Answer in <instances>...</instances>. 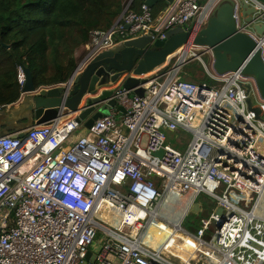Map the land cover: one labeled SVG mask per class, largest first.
Here are the masks:
<instances>
[{
	"label": "built area",
	"instance_id": "built-area-1",
	"mask_svg": "<svg viewBox=\"0 0 264 264\" xmlns=\"http://www.w3.org/2000/svg\"><path fill=\"white\" fill-rule=\"evenodd\" d=\"M162 2L155 15L144 2L123 10L109 29L93 31L85 55L57 86L64 95L97 54L140 38L153 44L176 30L196 33L223 2L231 3L235 28L256 43L264 62V31L254 30L264 25L258 0ZM244 3L255 9L249 21ZM193 60L213 84L184 79L183 67ZM212 65L209 50L185 45L165 68L134 76L146 80L142 97L119 81L98 104L84 107L101 90L84 94L77 112L1 136L0 264H264V216L257 213L264 197V97L241 68L220 74ZM17 81L21 90L22 66ZM248 97L260 119L247 109ZM110 100L115 106L89 129L77 121L84 109L97 111ZM160 150L161 157L153 155ZM229 192L237 194L234 202ZM170 196L184 208L176 223L160 216ZM200 196L221 213L185 229L195 204L201 212Z\"/></svg>",
	"mask_w": 264,
	"mask_h": 264
},
{
	"label": "water",
	"instance_id": "water-1",
	"mask_svg": "<svg viewBox=\"0 0 264 264\" xmlns=\"http://www.w3.org/2000/svg\"><path fill=\"white\" fill-rule=\"evenodd\" d=\"M162 0H145L149 7ZM172 2V0H163ZM132 0L124 8L128 9ZM243 15L246 21L255 12L253 7L242 5ZM258 35L264 31V25L254 26ZM185 45H194L205 48L213 57V69L217 73L237 71L241 68L243 75L252 76L255 79L260 94L264 97V62L260 55V49L256 43L245 33L239 32L232 19V5L230 2L220 4L205 27L196 33L188 30H176L168 33L163 40H157L151 44L150 38H140L124 46L111 51L97 54L86 64L82 73L75 80V84L68 96L59 87H39L33 84L30 71L24 68L25 82L20 90L18 103L10 108L0 109V137L13 132L24 131L33 126L48 124L65 112H77L82 96L86 93L96 95L87 99L85 106L98 104L111 95L110 87L121 81L123 89L131 91L134 95L142 97L144 89L134 76H142L165 63L168 56L175 53ZM247 109L255 114V119H260L259 108L252 107V102L246 99ZM113 100L99 107L84 109L77 117V121L83 127L89 129L92 123L106 113L109 107H114ZM118 111L124 112L121 106ZM161 157L162 151L153 153ZM193 213H199V206L195 204ZM220 214L221 210L218 209Z\"/></svg>",
	"mask_w": 264,
	"mask_h": 264
},
{
	"label": "trees",
	"instance_id": "trees-1",
	"mask_svg": "<svg viewBox=\"0 0 264 264\" xmlns=\"http://www.w3.org/2000/svg\"><path fill=\"white\" fill-rule=\"evenodd\" d=\"M128 2L0 0V107L20 97L18 66L30 71L36 88L65 83L81 60L77 52L91 41V33L109 29ZM144 2L132 0L129 9L138 10ZM191 63L183 67L184 78L200 83L189 76Z\"/></svg>",
	"mask_w": 264,
	"mask_h": 264
},
{
	"label": "rangeland",
	"instance_id": "rangeland-1",
	"mask_svg": "<svg viewBox=\"0 0 264 264\" xmlns=\"http://www.w3.org/2000/svg\"><path fill=\"white\" fill-rule=\"evenodd\" d=\"M258 1L264 4V0H258ZM164 6H165V4L163 2H158L157 4H155V7L154 6L152 7L153 14L154 15L157 14L160 9L161 10L163 9ZM197 52L200 53L201 50H198ZM85 53L86 52L84 50H82L81 52L77 53V57L82 59L83 56L85 55ZM173 56H171L169 58V60H171V58ZM201 58H202L203 62L208 67H210L209 56L207 54H202ZM190 59H192V58H190ZM167 65H168V61L165 64H163L161 67L156 68L157 70L155 69L154 71L156 72V71H158V70H160L162 68H165ZM188 70H189V73H190L189 76L194 78L196 81H198L200 83L201 82H205L207 84H209V83L213 84V82L211 81L210 77L208 76L204 66L202 65V63L199 60L192 61V63L189 65ZM154 71L148 73L147 75L149 76V75L153 74ZM184 79L187 80V81H190V80H188L189 78H184ZM188 139H189V137H188ZM169 142H171V137H170V141ZM171 144H172V142H171ZM222 188H224V187L221 186V190L219 192L222 191ZM227 196H228V198L231 201L234 202V197L237 196V194H233V192H229ZM197 202H199L201 204V212L197 213V214L192 212L191 214H188L185 217V219L183 220V228H185V229H188V230L196 229V227L199 225L201 217H207V215L209 213L213 212L214 210L218 209V207H219L215 202H212L206 196H200L198 198ZM179 204H180V199L179 198L174 197V196H170L168 198L167 202L161 208L160 216L165 218V219H167V220H170L172 223L178 222L182 218V213L184 211V208L180 209V210L176 208V206L179 205ZM257 213L262 215V216H264V197H263V200H262V202L260 204V207H259ZM100 236H101V233L98 234V240H99ZM147 241L149 243L153 242V240H151V239H149V240L147 239ZM201 262H202V264H213L212 262H210V261H208L206 259H202Z\"/></svg>",
	"mask_w": 264,
	"mask_h": 264
},
{
	"label": "crops",
	"instance_id": "crops-1",
	"mask_svg": "<svg viewBox=\"0 0 264 264\" xmlns=\"http://www.w3.org/2000/svg\"><path fill=\"white\" fill-rule=\"evenodd\" d=\"M224 3H227V2H223L222 4H224ZM221 4V5H222ZM83 49L81 48V51H82ZM81 51H79V52H81ZM79 52H77V53H79ZM210 58V57H209ZM192 82H194V81H192ZM154 236H155V239L156 240H160L161 238H162V235H161V233H154Z\"/></svg>",
	"mask_w": 264,
	"mask_h": 264
},
{
	"label": "bare ground",
	"instance_id": "bare-ground-1",
	"mask_svg": "<svg viewBox=\"0 0 264 264\" xmlns=\"http://www.w3.org/2000/svg\"><path fill=\"white\" fill-rule=\"evenodd\" d=\"M178 50H180V49H178ZM178 50H177V51H178ZM177 51H176V52H177ZM176 52H175V53H176ZM175 53H173L172 55L168 56L167 59H166V61H165V63H166L167 61H168V63H169V62H170L169 58H170L171 56H173ZM165 63H163V64H165ZM163 64H162V65H163ZM162 65H160L159 67H161ZM159 67H157V68H159ZM155 69H156V68H155ZM155 69H154V70H155ZM154 70H152L151 72H153ZM156 70H157V69H156ZM154 72H155V71H154ZM149 73H150V72H149ZM147 74H148V73H147ZM152 243H153V242H152Z\"/></svg>",
	"mask_w": 264,
	"mask_h": 264
}]
</instances>
